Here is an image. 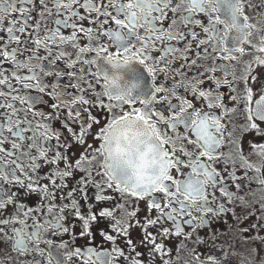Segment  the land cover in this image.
I'll return each mask as SVG.
<instances>
[{"label":"snow or ice","instance_id":"1","mask_svg":"<svg viewBox=\"0 0 264 264\" xmlns=\"http://www.w3.org/2000/svg\"><path fill=\"white\" fill-rule=\"evenodd\" d=\"M34 2L0 0V240L11 241L12 251L23 258V264H141L134 247V255L129 256L118 247L105 252L95 246L73 249L68 240L59 246L51 242L52 232L78 239L65 225L69 213L82 223L79 239L91 237V226L100 218L113 221L111 231L127 239L129 227L117 215L126 213L131 220L137 217L138 207L133 205L129 211L124 202L115 210L93 213L114 199L111 193H119L129 201L147 203L149 219L133 227L143 228L145 242L154 245L155 253L169 256L149 228L171 224L174 230L165 228L160 235L189 240L192 236L182 231L184 226L193 233L206 229L212 218L228 211L224 200L233 203L227 188L240 177L233 172V179L227 180L213 167L230 158L221 150L232 139L224 123L232 113L219 88L224 82L233 83L230 62L241 57L255 55L254 63L264 68V18L258 21L259 28L249 22L246 12L251 0H38L47 9L40 17L45 25L41 29L40 23L33 26ZM258 7L264 12V0H259ZM85 23L90 27L84 28ZM257 32L261 35L258 45L250 39ZM85 37L88 46L81 47ZM93 43L97 46L92 47ZM175 45L185 55H179L181 47ZM54 48L60 49L55 55ZM198 48L205 56L219 53L214 59L223 62L207 75L201 72L204 79L184 72L198 69L196 60L174 67L178 61L189 60L187 53ZM72 49L79 56L67 67L75 70L73 79L79 73L80 85H41L37 73L64 79L63 73L55 72V64L50 70L47 63L66 59ZM45 51L47 56H41ZM249 68L251 75L255 69ZM221 72L223 81L216 76ZM181 74L186 82L176 83ZM209 81L216 88L206 92L203 85ZM251 82L258 83L255 78ZM248 84L244 79L246 95L240 98V111L246 114L248 130L264 137V92L254 99ZM180 90L204 107L183 98ZM33 92L38 95H30ZM231 101L235 105L236 97ZM40 106L50 108L51 114L37 110ZM221 108L220 115L209 111ZM97 111L99 117L94 114ZM56 122L74 144H86L75 162L68 155L72 145L65 143L67 137L53 128ZM89 139L93 143H87ZM252 149L264 158V144H253ZM242 162L248 171H257L246 160ZM75 174L82 177L75 191L61 194L68 188L65 181ZM260 184L264 185V179ZM242 187L237 185V191ZM17 188L35 195L41 207L18 205ZM89 188L95 189L91 197L95 204L88 203ZM217 191L224 200L216 198ZM58 200L70 204H58ZM82 203L87 204L89 215H81ZM153 212L158 214L156 219H151ZM100 235L116 245L112 236ZM260 242L264 243V237ZM127 243L131 246L130 240Z\"/></svg>","mask_w":264,"mask_h":264},{"label":"flooded vegetation","instance_id":"2","mask_svg":"<svg viewBox=\"0 0 264 264\" xmlns=\"http://www.w3.org/2000/svg\"><path fill=\"white\" fill-rule=\"evenodd\" d=\"M259 0H251V7L246 12V15L249 17V22L254 24L257 28L261 27L258 21L261 18H264V12L260 11L258 7ZM33 8L36 11L33 14V26L37 23H40V17L43 12H46L47 9H44L39 6L38 0H35ZM83 14V13H82ZM47 19V17H44ZM45 25L40 23V28L43 29ZM90 25L87 23L84 24V28H88ZM189 31H196L195 29H189ZM223 29L220 30L218 35H221ZM65 36H69L70 32H65ZM261 35L259 32L254 33L250 38L253 44L258 45ZM79 39V38H78ZM195 43V42H193ZM80 46H88L87 38L80 40ZM92 47H96V44H92ZM176 47H181L175 45ZM246 50L247 46H244ZM65 52H68V46H65L63 49ZM60 49H53L55 55L56 52ZM41 56H47V52H41ZM179 55H185L184 49L181 47ZM215 55L219 53L208 52L205 56L204 51L201 49H196V52H188L187 56L189 60L178 61L174 67L179 69L182 65L190 63L191 60H196L197 64L200 66L197 68L188 69L185 68L184 72L189 73L193 79L195 76L200 75L203 72L205 75L211 72L212 67L216 63H223L222 61H216L214 59ZM75 56H79L78 51L75 49L71 50V53L67 55L66 59L59 61L53 60L52 63H47V66L50 70L55 64V72L63 73V80H53L51 77H45L40 73V84L53 83L57 85H80L81 81L79 79V73H76L77 78L73 79V73L75 70L69 69L67 64L70 61L74 60ZM85 59V57H80ZM255 55L241 57L236 62H230V75L229 80L233 83L228 85L227 82L221 84L219 88L220 94L223 96L225 101V106L229 112L232 114L226 118L224 123L227 124L228 129L226 130V135L232 137L231 140H226L225 143L227 147L221 151L225 156L230 157L226 162H221L219 164H214L213 167L217 171L221 172L223 178L227 180L233 179V172L235 176L240 177L239 180H236L232 183L231 187L227 188V191L233 194V203L228 204L223 197L219 196V192H216V198L218 200H224V203L228 209L226 213L221 214L218 217L212 218L206 229L198 230L193 233L192 230L184 226L182 231L192 236V239L185 240L183 236L177 237L171 235L168 238H164L160 233L167 228L169 231H173V226L171 224L160 225L159 228H149L147 231L153 237L156 238L157 244H162L165 251L169 253V256H163L162 253H155L154 245L150 241L145 242L146 238L143 234L142 227H133L137 223L144 225L145 221L149 219V210L147 208L146 202H136L129 201L127 197L121 198L119 193H111L114 199L110 202H106L102 205L97 206L93 209V213H97L101 209H112L119 207L120 203L128 202V210H133V205L139 208L137 217L129 220L126 216V213L120 212L117 215V219H123L126 225L129 227V235L127 239L124 237H116V234L111 231L113 226V221L98 219L97 223L91 226V237H84L79 239L82 236V223L77 221L72 213H69V219L65 221L66 227H68L69 232L74 234L78 239L73 240L72 235L68 236H59L55 232L51 234V242L59 246L64 240L71 242L73 249L83 250L86 246H95L100 251H111L113 247H118L125 255H134L131 252V248L136 249V253L139 254V259L141 264H209V261L215 260V264H264V243L260 242V237H264V185L260 184V179H264V158L257 155L253 149L252 145H261L264 144V137H261L259 134L248 130L247 128V118L246 114L243 111H240L241 103L240 98L246 95V89L243 85L244 79L249 80L248 88H250L254 93V99H258L259 95L264 92V68L256 65L254 63ZM255 69L254 72L250 73V68ZM80 66L77 65V68ZM216 76L223 81L224 74L217 73ZM201 79H204V75H200ZM255 78L258 83H252V79ZM181 81L186 82V77L181 74V76L176 77L175 82L180 83ZM240 81V83H237ZM216 88V84L209 81L203 85L204 91H211ZM74 94L79 95L78 92ZM183 98L188 99L189 101L194 102L197 107H204L200 101L196 100L189 92L180 90L179 93ZM30 95H38L33 92ZM236 97V103L233 105L231 97ZM91 98V97H89ZM178 103V101H174ZM213 102H216L215 100ZM47 104L53 103L52 100H46ZM206 103V102H205ZM247 108V105H243ZM233 108L235 110L233 111ZM37 110L44 111L51 114L50 108L46 106H40ZM214 114L220 115L223 114L224 108L209 110ZM98 117L101 115L98 111L94 113ZM63 118V114H61ZM103 126V124L101 125ZM54 129H60L61 135L67 137L65 140L66 144H71L68 155L71 156L72 161L75 162L79 156L84 152L86 144L84 146H78L73 143L72 137L62 129V126L59 122L53 124ZM96 129H94L95 131ZM264 130V129H262ZM74 131H79V128H75ZM235 141V144L232 143ZM87 143H93L91 139ZM246 160L248 164H251L254 169L257 171H248L246 165L242 162ZM225 163L228 167H225ZM235 166L233 168L232 166ZM63 167V165H61ZM51 169H46L50 171ZM82 177L79 174H75L71 180H66L65 183L68 184V188L63 190L65 194L68 191H75L77 187V181ZM103 182V181H101ZM237 185H242L241 190L237 191ZM19 193L18 205L23 204L29 208L41 207L38 198L35 195L28 194L20 189H16ZM89 200L88 203L95 204V200L91 197L95 194V189L89 188L86 189ZM80 197L77 196V200ZM58 204H70V201H56ZM219 205H217L218 207ZM83 209L81 215H89L87 204H81ZM12 209H9V215H11ZM157 213L153 212L151 214V219H156ZM239 218V219H238ZM208 219V218H205ZM258 225L259 227H254ZM242 229H248L247 232L242 231ZM104 232L106 235L112 236L116 239V245H112L108 241H105L101 237L100 233ZM47 239V237H45ZM131 241V246L127 241ZM200 241H204L201 243ZM12 243L7 240L5 237L3 240H0V264H23V258L19 257L15 252L12 251ZM41 247L46 251L50 252L46 244H41ZM47 261V257L45 258ZM66 264H75V262L66 261ZM117 264H128L127 261L117 262Z\"/></svg>","mask_w":264,"mask_h":264}]
</instances>
